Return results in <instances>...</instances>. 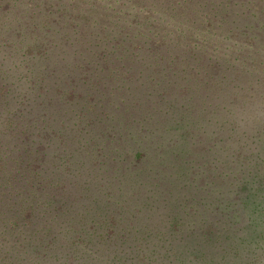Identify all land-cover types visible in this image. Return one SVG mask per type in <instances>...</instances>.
<instances>
[{
  "label": "trees",
  "instance_id": "trees-1",
  "mask_svg": "<svg viewBox=\"0 0 264 264\" xmlns=\"http://www.w3.org/2000/svg\"><path fill=\"white\" fill-rule=\"evenodd\" d=\"M8 1L7 7L3 0L0 2V36L6 38V42H0L1 85L8 84L3 78L10 76V71L12 78L24 74L21 80L29 81L32 86L26 91V96L35 102V88L38 85L44 86L48 96V92L52 90L50 87L54 85L52 83L56 80L64 81L62 73L71 77L74 75L72 71L89 69L88 65H91L93 70L100 72L98 82L101 78L115 81L119 74L113 78L110 71L114 73L115 69L121 71L126 68L123 73L127 75L123 77L129 75V78L121 79H124L125 85L131 90L122 99L125 107H133L128 110L140 113L139 122L142 113L149 108V103H155L159 107L158 113H153V118L156 117L159 128L166 131L167 142L172 148H166L160 156L168 157L166 161L169 173L176 181V185L170 184V192L176 194L173 197L175 202L181 205L185 203V198L198 203L203 198L207 199V204L211 206L205 209L210 214L214 212V217L212 221L210 214L209 220L203 216L207 229L202 234L205 233L204 237L215 235L220 244H226L224 255L215 263L205 254L211 249L209 243H203V246L198 243L199 249L195 250L194 257L186 256L182 250L173 257L174 247L170 243L164 247L160 241H150L151 231L143 233L141 229L134 230L135 235L132 231L134 236L131 237L127 229L129 236L122 235L123 238L113 240L111 244L114 238L111 233L114 235L117 232L114 229H118V225L109 224L104 216L103 219L98 217L99 221L90 220L92 224L94 220L96 225L92 229H86L80 218L79 223L77 220L76 229L81 234L76 237L79 241L72 242L75 243L74 250H83V243L95 248V244L108 242L107 249L103 248L101 251L97 248V251L104 254L111 252L105 260L109 264H264V78L260 74V71H264V0H131L130 6L135 10H130L129 6L125 12L123 8L116 10L108 22L104 21L105 14L100 13L106 5L101 0H89L87 7L84 5L85 8L80 7L79 3L73 6L69 2L72 5L70 12L62 13V17L66 16L69 20L59 22L58 29L55 24V32L48 24L47 29H44L38 16L34 18L36 11L31 10L29 13V9H33L26 5L30 0ZM57 3L63 4L61 0L55 4ZM141 9L154 10V14L161 10L168 16L161 17L162 21L155 25L154 22L159 17L153 14L143 16L138 11ZM50 11L53 12V9ZM27 13L31 15L30 20ZM93 15L95 18L91 19ZM40 16L43 15L40 13ZM79 16L83 19L77 21ZM218 21V28H223L239 39L237 44L244 45L239 50L241 55L237 54L234 59L238 63L232 57H225L209 48L211 44L224 41L219 30L213 33L206 31L208 26L211 29ZM48 23L53 27V22ZM75 27L80 31L79 34ZM171 28L180 32L173 35L169 32ZM59 30L62 32L59 33ZM196 32L203 34L202 39H197V42L194 39ZM31 35H34L33 39L36 41L41 39L36 43L42 46L39 52L31 42ZM24 48L29 52H25ZM56 48L63 51L62 63L55 62V56L62 55L61 52L52 54ZM68 55L72 58L69 59ZM259 56L262 60L258 63ZM254 59L257 61L255 65L251 63ZM151 62L156 64L153 63L157 66V71L150 73L149 80H145L143 76ZM62 66L67 71L60 73L58 68ZM4 67L9 72L3 71L5 75L1 77ZM45 76L53 78L52 83L47 82ZM83 81L85 80L82 79ZM146 82H150L148 86L155 91H145L147 86L143 84ZM15 84L11 80L7 87L2 86L3 93L12 92ZM79 85L74 79L72 89L67 90L71 97L80 89ZM89 87L91 89V83L83 85L82 89L86 93H80L83 97L81 99L88 103L91 110H82L78 116L79 123L76 121L79 149L92 143V128L85 129L83 125L94 127L97 122L101 123L103 118L96 120L99 108H103L102 111L108 115L117 108L115 99H111L106 107L98 104L100 99L94 97V90L91 93ZM158 87L161 89L156 91ZM64 90L65 88L61 89V99L65 96ZM33 93V97H30ZM23 97L16 102L12 97L0 103V237L7 241L12 238V242L16 243L12 247L11 244L8 246L12 252L25 246L33 251L37 248L38 251L47 250L50 246L44 242L51 241L49 232L54 224L68 238L74 234L72 227L63 225V221L59 222L64 228L60 227L55 222L57 217L53 221H45L41 219L44 216L42 214V217L39 216L34 221V216L42 212V206L46 202L45 189L53 182H48L49 175L42 168L33 165L35 158L25 155L23 135L27 131L34 132L32 125L39 119L31 114L37 108L36 105L26 103L27 100L22 99ZM177 97L189 105L186 110L179 112L171 107ZM219 97L220 107L213 103ZM207 99H213L207 102L209 108L202 105L200 109H193L200 102L205 104ZM39 101L43 103L45 99ZM32 117L34 119L31 124L27 119ZM149 120H152V116ZM45 125L36 131V136L45 134L47 142H56L55 136L44 128ZM163 138L164 132L163 136L159 135V140ZM32 141L38 143L37 137ZM100 143H93L99 153L104 149L100 148ZM64 145L65 143L62 146L57 143L56 149L61 158H69L72 155L70 147L66 152ZM141 157L143 155L139 153L138 158ZM81 163L79 165L75 162V168L85 165L84 158ZM164 174L168 175L166 171ZM42 185L46 187L43 189ZM107 227L110 235L103 231ZM181 236L183 237L182 234L178 237ZM7 248L6 245L0 247V255H4L0 257V264H26V256L21 260L12 259ZM244 249L253 251L255 258L249 260L244 256L240 262ZM6 253L10 254V258H6ZM231 254H235V258H231ZM77 258L75 255L69 264H80Z\"/></svg>",
  "mask_w": 264,
  "mask_h": 264
},
{
  "label": "rangeland",
  "instance_id": "rangeland-1",
  "mask_svg": "<svg viewBox=\"0 0 264 264\" xmlns=\"http://www.w3.org/2000/svg\"><path fill=\"white\" fill-rule=\"evenodd\" d=\"M57 1L58 0H30L26 5L33 8L29 9V13H31V10L36 11L34 18L38 16V21H42L44 29H47L48 24L53 32H55V24L58 25V29L60 26L58 24L59 22L63 23L69 20L64 15V17H62L64 11L70 12V6L72 5H70L69 2L72 3L73 6H75L74 4L79 3L80 7L85 8V6L87 7L89 0H61L63 4L57 3L56 5L55 3ZM130 1L131 0H101L102 4L106 3L105 7L100 10V13L105 14L104 21L108 22L110 17L113 18V14L116 10L123 8V11L125 12L128 6L130 10H135L134 8H131ZM0 2H2V0H0ZM3 3H7L6 7L9 6L8 0H3ZM41 9L42 11H40ZM50 9H53V12H51ZM38 11H40L43 16H40V13H37ZM49 11L51 13H49ZM138 11H140L143 16H147L148 14L158 16L159 18L154 22L155 25H158L159 22L162 21L161 17L168 16L161 10H157L158 12L156 14H154V10L141 9ZM47 12L49 14H47ZM107 13H110L109 16H106ZM81 14L83 15L82 11ZM26 16L28 20H30L31 15L27 13ZM205 17L208 19V16ZM90 18L94 19L95 15ZM82 19L83 17L79 16V20L77 21ZM48 22H53V27L51 26L52 24H49ZM219 22L220 21L211 26L212 30L210 29V26H208L209 24H207L208 28L207 30L205 28V30L209 33L219 30L220 32L218 33L221 34L224 41L220 42V44H211L209 45V48L225 57H232L233 61L238 63V61L234 59L237 54L241 53L239 50L244 48V45L237 44L239 39L232 34H228L223 28H218ZM36 25L39 26L38 23H36ZM75 29L77 28L75 27ZM43 31L46 33V30ZM61 32L62 31L59 30V33ZM76 32L78 34L80 33L78 29ZM169 32L176 35L180 31L171 28ZM202 36L203 34L196 32L194 36L195 42H197V39L201 40ZM31 37V42H33L35 50L39 52L40 49H42V46L36 45V43L41 39L36 41L33 39L34 35H31ZM215 37L217 36H212V38ZM0 42H6V38L0 36ZM238 46L241 47L239 49L235 48ZM23 50L29 52L27 48H24ZM59 52L62 53V49L56 48L52 54L56 55L59 54ZM63 57V53L62 55L55 56V62L62 63ZM68 57L69 59L72 58L71 55H68ZM66 59L67 56L64 61H66ZM261 60L262 57L259 56V58H257L258 63ZM257 61L254 59L251 63L255 65L257 64ZM153 63L154 62L148 64L143 79L149 80L150 73H156L157 66ZM0 66L2 67V65ZM88 68L89 69H78V71L75 72L72 71V74L74 73V75L71 77L69 74L62 73L64 78V81L62 82H57L58 80H56L55 83H52L51 81L53 80L51 79L53 78L50 79L45 76L48 80L47 82H51L54 85L50 87L52 90L48 92V96L45 93V87L38 85L39 87L35 88L37 91V96L34 98L35 102H32V100L28 99L26 96V91L30 89L31 84L29 81L26 82L25 80H21L24 74H18L16 77L12 78L10 71V76L3 78L8 84L1 85L2 83L0 82L1 104L9 98L13 97V101L16 102L21 99V96H24L22 99L27 100L25 101L26 103L36 105L37 107L31 112L34 117L39 119L35 125H32V130L34 132L27 131L28 133L23 135L22 143H25V155H27L28 158L31 157V159L35 158L33 165L36 166V168H42V170L45 171L44 173L49 175L48 182H53V184H46L47 187L46 185L41 186L43 189L46 187V191L44 192L46 202L42 206V212L34 216V221L39 216L42 217V214H44L43 218H41L42 220L53 221V219L57 217L55 222L58 223L60 227L62 226L59 221H63V223H65L63 225H69V227H72L74 230V234H72L71 238H68L55 224L52 225L49 232L51 241L47 240L44 242L45 244L48 243L50 246L47 250L42 249V251H38L37 248L35 252L30 248L27 249V246H25L12 252V249L8 246L11 244L12 247L16 243L12 242L11 237L8 239L9 241L0 237V247L2 248V246L6 245V248L8 247L7 251L9 250L12 259L15 258L21 260L23 256H26L28 259L26 260L25 258L24 263L26 264H31V262L35 264H69L75 255L78 257L77 259L80 264H109V261L105 260L110 256L109 253L111 252L104 254L97 251V248L101 251L103 248L107 249V247H109L108 242L95 244V248L91 247V244L83 243V250L78 251L74 250L75 243L72 244V242L79 241L76 237L80 235L81 232L77 231L76 228H78L80 219L86 229H88V227L92 229V226L94 227L96 225H94V220L93 224L92 222L90 223V220L95 219L96 221H99L98 217L103 219L105 216L109 224L116 223L118 225V229H114L117 230V232H114V235L111 233L112 237H114L111 240V244L113 243V240L117 241L123 238L122 235H130L131 237L135 235L134 230L141 229L143 233L145 231H151V236L149 237L150 241H160L164 247L170 243L169 245L174 247L173 257H176L181 250L184 251L186 256L194 257L195 250L199 249V246L197 245L198 243L202 246L203 243H209L211 244V249L205 254L212 258L215 263V261H218L224 255V247L226 244H220L215 235L203 236L207 229L203 216L209 220L208 215L210 214V211L205 208L211 205L207 204V199L205 198L201 199L199 203L195 200L190 202V198H185V203L179 205L173 198L176 196L175 192H170L171 185H176V181L175 178L170 176L169 164L166 161L168 157L162 158L160 155L165 152L166 148H169L170 150H172V148L170 147V143L167 142L166 131L160 129L156 123V117L153 118V113H158V106H156L155 103H149V108L142 113V119L141 122H139L138 119L140 113L137 111H134V113L129 111L128 109H132L133 107L126 108L124 101H122L125 95L130 93L131 90L125 85L124 79H121L129 78V75L123 77L124 75H127L123 73L126 68H123L121 70L122 72L116 69L113 70L116 73L110 71V76L113 78L119 74L117 80L114 81L110 78H101L100 82H98V73L100 72L93 70L91 65H88ZM58 70L60 73L67 71L64 69V66L58 68ZM3 71L9 72L6 70V67H4V69L1 70V77L5 75ZM20 73L23 72L20 71ZM128 74L131 73L129 72ZM260 74L264 78V71H260ZM74 79L77 84H80L78 86L80 89L75 91L76 94L74 97H71L68 91L69 89H72L71 87L73 86ZM82 79L85 81L82 82ZM86 79L91 83L92 91L90 87L89 91L92 93L94 90V97L100 99L99 101L96 100L98 104L100 103V105L102 104L103 107H106L109 105L108 102L111 99H115L117 101V108L115 107V110H112L110 115L105 111H102L103 108H99V111L101 112L100 114L99 111L97 112L99 116L96 120L103 118V120H100L101 123L97 122L94 124V127H86L83 125L85 129L92 128V143L89 146L88 144H85L83 145V148L79 149V145L77 144H80V142L77 143L76 141V135L79 130L78 126H76V121L79 123L78 116L82 110H91L88 108V103L81 99L83 98L81 94L84 95L86 93V91L82 89L83 85L89 84ZM11 80L16 82V87L14 85L12 92L3 93L1 87H7ZM149 84L150 82L143 84V86H147L145 91H155L153 87L148 86ZM63 88H65V96L61 99V89ZM158 89H161V87H158L156 91ZM40 93L42 95L38 96ZM33 95L34 93L30 94V97H33ZM42 98L45 99V102L43 103L39 101ZM220 98L221 97H219L217 101H213L214 98L211 100L215 105L220 107V103L218 102ZM211 100L207 99V101L204 102L205 104L200 102L197 107L193 108L195 100L191 107L193 109H200L203 105L206 108H209L208 103ZM171 107L174 111L178 110L180 112L181 110H186L189 105H186L183 100L177 97V100L172 103ZM125 110L126 113L124 114ZM39 113H41V115L38 116ZM126 115H131V118H134L129 119ZM151 116L152 120H149V117ZM34 117L27 119L29 123H33ZM91 117H93V115ZM43 118H46L45 121H41ZM135 118L137 119L135 120ZM43 124H46L44 128L55 136L56 142H47L45 134L43 136H41V134L36 136V131L41 130ZM47 125L48 127H46ZM163 132L164 138L160 141L159 135L163 136ZM19 133L20 131L18 134ZM35 137H37L38 143L32 141ZM87 138L89 139V136ZM40 139L42 141H40ZM97 141L101 142L100 144L102 146H100V148H104L101 153L98 152V148H94L93 143ZM57 143L61 144V146L65 143L64 147L67 148L66 152L70 147V152L72 154L71 157L68 158V156H65L61 158L59 151H57L58 149H56ZM96 152H98L99 155ZM139 153H141L143 157L138 158ZM80 158H84L86 163L80 168L78 166L75 168V162H78L79 165L82 164ZM49 160H52V163ZM165 171L169 176L164 174ZM90 172H93L94 174H90ZM172 180L175 182L173 183ZM87 186H89V188H87ZM174 202L177 204L176 206L174 205ZM213 217L214 212L210 214L212 221ZM127 229L131 234L127 235ZM103 231H106V234L110 235V233H108L109 227ZM132 231L134 235L132 234ZM202 232L205 233L202 234ZM181 234L183 237H178ZM140 235H142V233H140ZM96 239H99V237ZM215 243L216 245H214ZM247 250L248 249L243 250L240 262H242V257L244 256L249 260L255 258V253ZM186 251H188V253ZM10 254L6 253L7 259L10 258ZM234 255L231 254V258H235ZM256 255H259V253H256ZM3 256L4 255L1 253L0 257ZM111 259L113 258L111 257Z\"/></svg>",
  "mask_w": 264,
  "mask_h": 264
}]
</instances>
